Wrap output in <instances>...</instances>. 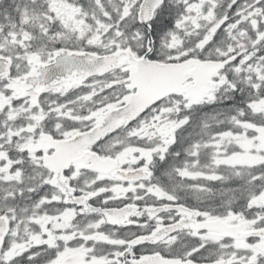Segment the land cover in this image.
<instances>
[{"label":"snow or ice","instance_id":"1","mask_svg":"<svg viewBox=\"0 0 264 264\" xmlns=\"http://www.w3.org/2000/svg\"><path fill=\"white\" fill-rule=\"evenodd\" d=\"M0 264H264V0H0Z\"/></svg>","mask_w":264,"mask_h":264}]
</instances>
